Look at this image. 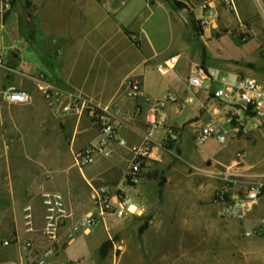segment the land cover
I'll return each instance as SVG.
<instances>
[{
	"label": "crops",
	"instance_id": "crops-1",
	"mask_svg": "<svg viewBox=\"0 0 264 264\" xmlns=\"http://www.w3.org/2000/svg\"><path fill=\"white\" fill-rule=\"evenodd\" d=\"M161 1L180 21L182 14L168 0ZM153 2L145 0L144 7ZM142 3L0 0V89L13 85L30 96L28 102L12 103L0 94V264L32 259L23 244L29 238L42 239L41 192L61 193L76 220L95 212L93 194L99 188L111 193L123 189L142 214L108 215L86 233L78 230L72 238L62 234L52 264H84L102 243L118 247L117 263L126 257V264H264V236L245 235L264 218V196L240 220L220 216L213 202L217 188L230 185L241 192L256 175L264 182V125L250 119L244 134L224 144L214 137L198 142L194 134L207 117L201 107L206 96L200 93L193 103L186 101L191 95L189 71L182 85L147 77L151 60L160 56L164 62L178 53L166 57L146 39L142 24L125 21L121 12L127 4L139 8ZM130 34H137L139 41L133 43ZM41 74L62 102L83 95L108 108L116 139L107 154L77 164L75 153L96 144L99 130L90 114L76 116L61 111L58 102L49 105L38 88ZM130 77L141 84L136 94L128 93ZM166 92L177 101L164 108V125L153 132L152 155L141 176L133 186L124 185L133 149ZM166 127L174 129L169 144L162 142ZM239 150L246 157L235 168ZM229 166L238 171V183L223 179L221 171ZM27 213L31 230H26ZM97 225L102 227L94 230ZM4 239L11 242L2 245Z\"/></svg>",
	"mask_w": 264,
	"mask_h": 264
},
{
	"label": "built area",
	"instance_id": "built-area-1",
	"mask_svg": "<svg viewBox=\"0 0 264 264\" xmlns=\"http://www.w3.org/2000/svg\"><path fill=\"white\" fill-rule=\"evenodd\" d=\"M264 20V16H263ZM248 36L245 34L243 39ZM133 43L139 41L137 34H131ZM264 48V46H263ZM177 62V56H171L164 61L163 66H156L159 73H166L172 69ZM188 84L191 95L186 101L193 103L200 93L205 94V101L201 107L206 113V119L195 131L194 138L198 142H204L209 137H214L219 143L224 144L228 138L238 137L247 131V122L256 120V124L264 125V82L252 75H236L229 78L218 69L196 63L190 67ZM129 94L139 92L141 84L138 79L130 77L126 80ZM38 88L49 105L58 102L61 111L81 116L88 113L93 118V123L99 130V139L96 144H90L75 153V161L80 166L91 163L95 155L107 154L109 144L116 139V128L111 122L109 110L106 106L95 104L83 95L71 96L68 101L58 98L55 88L45 80L41 74L38 79ZM0 94L8 102L25 103L30 96L27 92L13 85L0 89ZM177 101V97L171 92H166L156 101L147 119L146 130L142 140L133 149L132 159L123 174L124 185L133 186L142 174L146 161L151 157L154 138L153 132L164 125V108L169 103ZM166 135L162 139L164 144H169L171 135L174 133L172 127L165 128ZM246 152L239 150L235 154L233 166L242 167ZM232 167H225L222 177L227 183L235 184L240 181L238 172ZM41 198L45 206L44 228L42 239H26L25 250L30 252L31 260L26 264H45L47 258L55 254L60 247L62 234L72 238L75 232L81 230L88 232L89 229L105 220L108 215L126 217L141 215L142 210L135 204L134 200L121 188L111 193L105 188L94 190L93 199L95 212L86 214L74 220L72 212L64 204L62 194L59 192H41ZM264 196V182L255 176L248 182L241 192L231 189L229 186L217 188L213 194V202L219 205V214L225 218L244 219L253 210L258 200ZM26 230H31V214L25 215ZM245 235L264 236V218ZM9 239L1 241L2 245H8Z\"/></svg>",
	"mask_w": 264,
	"mask_h": 264
},
{
	"label": "rangeland",
	"instance_id": "rangeland-1",
	"mask_svg": "<svg viewBox=\"0 0 264 264\" xmlns=\"http://www.w3.org/2000/svg\"><path fill=\"white\" fill-rule=\"evenodd\" d=\"M141 1L139 8L127 4L125 12H121L125 21L133 20L136 27L142 24L146 39L166 57L178 53L174 68L165 74L155 69L157 63L164 65L163 59L158 56L151 60L146 72L150 81L170 79L174 85H182L193 62L216 68L230 78H233L232 73H239L264 79V0H168L173 9L182 14L185 24L176 19V14L173 15L163 1L154 0L147 8L145 0ZM174 1L178 3L175 5ZM245 34L248 37L243 39ZM98 227L102 226L97 225L94 230ZM103 232L100 230L101 234ZM112 240L116 242L117 237L112 236ZM112 245L96 246L94 254L83 263L126 264V257L117 263L119 249H112ZM53 255L45 264H52ZM206 259L212 261V257ZM78 260L82 262L81 258Z\"/></svg>",
	"mask_w": 264,
	"mask_h": 264
},
{
	"label": "trees",
	"instance_id": "trees-1",
	"mask_svg": "<svg viewBox=\"0 0 264 264\" xmlns=\"http://www.w3.org/2000/svg\"><path fill=\"white\" fill-rule=\"evenodd\" d=\"M175 5L178 3L177 1H174Z\"/></svg>",
	"mask_w": 264,
	"mask_h": 264
}]
</instances>
